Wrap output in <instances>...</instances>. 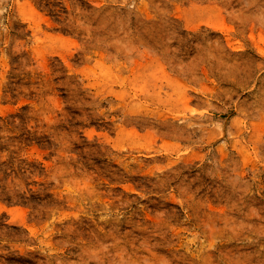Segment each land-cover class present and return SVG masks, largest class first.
<instances>
[{"label":"rangeland","instance_id":"374dc122","mask_svg":"<svg viewBox=\"0 0 264 264\" xmlns=\"http://www.w3.org/2000/svg\"><path fill=\"white\" fill-rule=\"evenodd\" d=\"M0 264H264V0H0Z\"/></svg>","mask_w":264,"mask_h":264}]
</instances>
